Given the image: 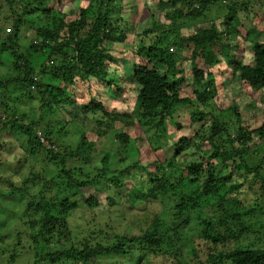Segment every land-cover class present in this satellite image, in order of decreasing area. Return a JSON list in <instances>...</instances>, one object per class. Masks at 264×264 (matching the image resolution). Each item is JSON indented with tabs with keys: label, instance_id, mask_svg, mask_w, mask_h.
I'll return each instance as SVG.
<instances>
[{
	"label": "trees",
	"instance_id": "16d2710c",
	"mask_svg": "<svg viewBox=\"0 0 264 264\" xmlns=\"http://www.w3.org/2000/svg\"><path fill=\"white\" fill-rule=\"evenodd\" d=\"M6 2L9 13L5 20L12 24V29L0 50L10 56L11 72L0 74V155L8 146L5 137L21 135L31 147H28L29 156L37 150H46L53 165L60 168L49 180L38 182L41 192L32 196L31 206L43 217L38 228L33 220L25 224L33 231L38 229L37 234L32 235L35 243L39 239L47 242L45 249L37 247L39 261L35 264H101L103 258L150 264L145 251L136 253L139 247L154 255H170L175 259L173 264H187L181 255L182 247L176 250L174 243L180 231L172 230L178 226L176 221H185L187 212L200 208L207 200H213L211 206L221 213L216 217L206 210L207 216L202 221L206 226L203 239L214 249L251 233L244 225L243 216L262 213L264 208L258 205L257 210L242 213L239 196L246 187L251 190L259 187L262 190L259 198L264 199V156L261 155L264 123L258 129L245 126L236 101L225 109L230 113L226 118L211 113L217 104L223 105L220 95L236 81L258 95L263 93L264 0H145L137 14L147 10L151 24L142 28L140 22L133 33L127 31L130 21L123 0H90L76 16L63 10L65 0H22L21 7L10 0ZM210 14H217V18L208 27L197 23ZM22 30L33 34V39L24 45L20 43ZM1 31L0 25V38ZM248 43L253 54L249 64L244 56ZM225 75L229 78L227 83L223 79ZM106 92L124 101L131 98L134 112L110 111L105 101ZM194 100L204 107L201 110L208 112L191 115L190 120L203 126L212 121L210 153L203 163L183 166L179 158L184 156L196 135L182 136L171 142L166 139L167 134L155 137L151 130L160 121L173 120L179 107L193 106ZM23 104L32 110V116L20 110ZM77 109L82 112V125L76 119ZM3 113L10 115V119L3 120ZM64 116L71 121L67 122ZM134 116L149 146L158 142L161 150L158 155L163 163L178 167L188 175L182 178L183 184L205 179V191L172 194L179 199L174 206L170 229H163V223L155 219L139 235L115 234L111 242L96 246L85 244L80 248L66 247L65 239L60 246L53 247L51 241L66 238L62 230L69 227L74 213L98 208L103 197L110 206L115 205V199L107 196L113 186L117 193L127 189L128 197L145 199L142 188L128 187V177L138 168L148 172L157 191H165V178L160 179V174L151 173L138 162L112 171L113 155L109 152L104 154L95 175L69 167L70 161L77 164L95 161L92 155L97 143L90 141L80 126L92 128L99 138L112 135L120 160L127 162L124 156L133 149ZM116 124L121 126L117 128ZM68 126L79 129L77 145L74 150L56 152V145L52 143L67 133ZM177 126L182 128V124ZM42 139L52 146L47 149ZM255 139L262 141L260 145ZM26 159L19 160L18 164H24ZM214 161L223 164L225 170L218 169ZM0 162L4 163L1 156ZM125 172H128L127 177ZM191 174L195 176L193 180ZM169 187L175 191L173 185ZM164 195L169 196V191ZM150 196L156 197L154 191ZM189 252L197 257L193 246ZM218 257L221 264H264V246L236 248L221 252Z\"/></svg>",
	"mask_w": 264,
	"mask_h": 264
},
{
	"label": "rangeland",
	"instance_id": "374dc122",
	"mask_svg": "<svg viewBox=\"0 0 264 264\" xmlns=\"http://www.w3.org/2000/svg\"><path fill=\"white\" fill-rule=\"evenodd\" d=\"M10 1L15 2L17 7H21L22 5V0ZM89 1L90 0H65L62 8L70 15L76 16L79 14L83 4L85 5L86 2ZM123 1L130 21L127 26L128 33H133L136 24L138 25L140 22L142 23V28L150 26L151 20L147 18V10H145L144 14H137L139 9L143 8L145 0ZM8 13L9 3L6 2V0H0V25L2 26L0 49L4 39L10 34L9 31L12 29V24L5 20V16ZM216 18L217 14L215 16L210 14L197 23H201L208 27V24L210 25ZM188 25H192V23H188ZM139 28L141 29V25H139ZM252 38L253 36L251 35V39ZM258 38L260 37L258 36ZM261 38L264 39V33ZM32 39L33 34H26L22 30L20 43L24 45ZM255 39H257V37ZM244 56L247 64L253 61L251 43L247 44ZM9 72H11L10 56L6 52H1L0 50V74L8 75ZM223 79L227 83L229 81L228 75H225ZM36 80L40 81V77H37ZM191 81L192 80L189 79L190 85H192ZM189 90H186V92L188 93ZM262 92L263 93L258 95L257 93L245 89L239 81H236L234 84L232 83L227 87L226 92L220 95L222 98L221 104L223 105L220 106V104H217L211 115L220 114L222 117L226 118L230 113L225 109L236 101L237 104L240 105L239 112L242 116L243 124L251 129H258L262 126V123H264V90ZM105 94L107 95L105 101L110 111L112 109H119L122 113L134 112L133 100H131V98L129 101H124L123 99L115 98L113 94L111 95L108 92ZM249 105H255L256 107L253 108ZM201 109H204V107L200 106V104L194 100L193 106L186 105L179 107L173 114V120L160 121L157 127L151 130V134L155 137H157L158 134H167L166 139H169L171 142L176 139L179 140L178 138L182 136L189 137L191 135H196L190 147L184 153V156L179 158V162L183 166L186 163H203L204 157L210 153L211 117H209L210 122H208L206 126L205 124L203 126L201 123H193L190 120L191 115H195L202 111L208 112ZM20 110L23 112L25 111L24 113L29 117L32 116L33 112L26 104L21 105ZM81 114V110L77 109L75 115L77 116L76 119L80 122L83 121V116ZM5 117L10 119V115L3 113L2 119L5 120ZM63 118L65 119L66 116ZM65 120L67 122L71 121L68 117ZM133 120L136 122V125L131 128L133 138L131 147L133 149L127 156H124L127 162L120 160V155L117 153L118 147L115 145L117 143H113V139H111L112 135L99 138L97 134L92 131V128L80 126L79 129L81 132L85 131L89 140L97 143L95 153L92 155L95 161L93 163L82 162L81 164L70 161L69 167L81 171L85 170L86 173L95 175L96 168L100 165L104 154L109 152L113 155V164L110 166L112 171L119 170V168L124 165L131 167L138 162L141 167L149 168L151 173L157 172L160 174V179L164 180L165 178V191H157L156 185L149 179L150 175L148 172L138 168L132 176L128 177V187L130 189H132V187L142 188L146 196L145 199L141 200L139 198H131L132 196L128 197L129 191H127V189H123L117 193L113 186L108 191L107 196L115 199V205L110 206L109 202L103 197L100 200L101 205L98 208L93 210L83 209L80 213H74L70 217L69 227L67 229L63 227L62 230L66 238L58 237L56 242L51 241L50 245L53 247L60 246L65 239H67V242L64 243L66 247L75 245L80 248L85 244L96 246L98 243L105 244L111 242L115 234L139 235L142 234L145 228L155 219L163 223L161 224L163 229H170L168 227L174 222L173 219H171L175 212L174 206L179 199V196L173 198L172 194L185 193L191 190L194 192L205 191L203 187L205 179H201L198 183L185 182V184H183L182 178H187L188 175L180 172L178 167L171 168L165 161L163 163L159 157L160 155H158L161 154L158 142L155 141V144H153L151 148L148 138L139 126L137 117L134 116ZM53 122H55V117L53 118ZM82 123L83 122H81L80 125H82ZM177 124H182V128H178ZM120 126V124H116L117 128ZM43 127H45V125ZM79 129L74 126H68L66 129L67 133H63L61 138L59 137L54 141V144L52 143V145H56V152L65 149L68 151L74 150L79 140ZM5 140L8 142V146L5 151H3L2 155H0L1 160L4 162H0V264H35L36 261H39L36 253L37 247L39 249H45L47 242L43 239H39V242L35 243L32 235L37 234L38 229L33 231L30 229V226L25 224L28 223L29 220H33V222L36 223V228H38V223L43 217V214H38L35 211L36 208L31 206L32 196L41 192V185H38V182L43 183V180H49L60 168H56L53 165V162H51L47 156L46 150H37L29 156L28 151L31 147L28 146L26 137L13 135L5 137ZM42 141L47 145V149L52 146L49 141L43 139ZM255 141L259 145L262 142L260 139H255ZM52 148L55 149V147ZM119 151H121V149H119ZM261 155L262 157L264 156V142L261 147ZM25 157H27V159L24 164H18V161ZM124 157H122V159ZM214 162L218 169L225 170L223 164L216 161ZM128 172H125L124 176L127 177ZM224 172L226 171H223V173ZM194 177V174H191L190 179L193 180ZM153 180H155V178ZM171 185H173L175 191L169 189ZM152 191H154L156 197L150 196V192ZM167 191H169V196L164 195ZM261 191L259 187H255L254 190L246 187L242 190V194L239 196V199L242 201L240 207L242 213L249 210L252 211L253 209L257 210L258 205L264 208V199L259 198ZM90 193L91 192H88V194ZM212 203L213 200H207L205 204L202 203L203 205H201L200 208L187 212L186 220H180V222L176 221L178 226L174 227L172 230L173 232L175 229L180 231V236L174 237V243L176 245V250L182 247L181 255L187 264H200L202 262V264H221L218 257L221 252L236 248L246 249L264 246L263 210L262 213L257 211L249 216H243L244 225L251 229L250 234L239 236L237 240H233V243H226V246H220L217 250L214 249L210 242L203 239V229H205L206 226L202 224V221L207 216L205 214L206 210L212 215L215 213L217 215L216 217L221 214L216 207L213 208V206H211ZM219 230L222 232L223 228ZM169 232H171V230H169ZM192 246L196 249V254L199 259H196L197 257H195V255H190L189 250ZM141 250L145 251L148 255L150 264H173L175 261L170 255H154L151 251L143 247H139L136 253L139 255L142 253ZM175 254L178 253L175 252ZM211 255H215L216 257L211 259ZM100 263L133 264V261H125L123 258H103L100 260ZM38 264L41 263L38 262Z\"/></svg>",
	"mask_w": 264,
	"mask_h": 264
}]
</instances>
